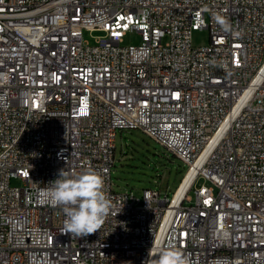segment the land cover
I'll return each mask as SVG.
<instances>
[{
    "label": "built area",
    "instance_id": "1",
    "mask_svg": "<svg viewBox=\"0 0 264 264\" xmlns=\"http://www.w3.org/2000/svg\"><path fill=\"white\" fill-rule=\"evenodd\" d=\"M123 130L194 171L179 200L181 183L114 190ZM88 168L112 209L74 237L42 193ZM169 244L190 264H264V0H0V264H143Z\"/></svg>",
    "mask_w": 264,
    "mask_h": 264
},
{
    "label": "rangeland",
    "instance_id": "2",
    "mask_svg": "<svg viewBox=\"0 0 264 264\" xmlns=\"http://www.w3.org/2000/svg\"><path fill=\"white\" fill-rule=\"evenodd\" d=\"M102 35L101 32L85 31L84 39L94 44ZM140 43L141 37L135 31H128L124 36V45ZM193 44L196 47L209 44L208 30L195 31ZM186 170V166L141 131L123 130L118 133L115 164L112 170L115 191L134 190L136 195H141L144 189L160 190L162 194L168 190L169 196H172L179 187ZM204 183L209 185L208 182L199 179L196 186L200 187ZM12 185L22 186V183L14 180ZM190 194L193 196L192 192Z\"/></svg>",
    "mask_w": 264,
    "mask_h": 264
},
{
    "label": "clouds",
    "instance_id": "3",
    "mask_svg": "<svg viewBox=\"0 0 264 264\" xmlns=\"http://www.w3.org/2000/svg\"><path fill=\"white\" fill-rule=\"evenodd\" d=\"M225 31L231 30L226 17L215 18ZM43 190L45 203L58 208L64 216L63 233L85 237L99 231L112 209L110 196L105 191L104 177L88 168L81 172L61 169L58 178ZM143 264H190V258L169 244L166 248L150 249Z\"/></svg>",
    "mask_w": 264,
    "mask_h": 264
},
{
    "label": "bare ground",
    "instance_id": "4",
    "mask_svg": "<svg viewBox=\"0 0 264 264\" xmlns=\"http://www.w3.org/2000/svg\"><path fill=\"white\" fill-rule=\"evenodd\" d=\"M187 173H185V176H186ZM185 176L183 177L184 178V181L183 183L181 182V187L179 188L178 190V193H177V196H176V199L175 201L179 200L180 197L182 196V194L184 193V191L186 190V188L189 186L191 180L193 179L194 177V171H191L185 178Z\"/></svg>",
    "mask_w": 264,
    "mask_h": 264
},
{
    "label": "snow or ice",
    "instance_id": "5",
    "mask_svg": "<svg viewBox=\"0 0 264 264\" xmlns=\"http://www.w3.org/2000/svg\"><path fill=\"white\" fill-rule=\"evenodd\" d=\"M81 111H82V113H83V111H84V110H83V109H81Z\"/></svg>",
    "mask_w": 264,
    "mask_h": 264
},
{
    "label": "trees",
    "instance_id": "6",
    "mask_svg": "<svg viewBox=\"0 0 264 264\" xmlns=\"http://www.w3.org/2000/svg\"><path fill=\"white\" fill-rule=\"evenodd\" d=\"M182 181V180H181ZM181 183V182H180ZM180 185V184H179Z\"/></svg>",
    "mask_w": 264,
    "mask_h": 264
}]
</instances>
